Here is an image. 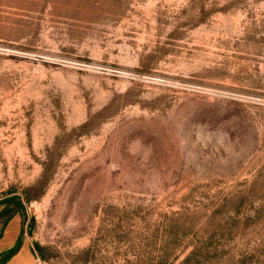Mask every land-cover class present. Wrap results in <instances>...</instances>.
I'll list each match as a JSON object with an SVG mask.
<instances>
[{
	"label": "rangeland",
	"instance_id": "obj_1",
	"mask_svg": "<svg viewBox=\"0 0 264 264\" xmlns=\"http://www.w3.org/2000/svg\"><path fill=\"white\" fill-rule=\"evenodd\" d=\"M9 194L43 264H264V0H0Z\"/></svg>",
	"mask_w": 264,
	"mask_h": 264
},
{
	"label": "crops",
	"instance_id": "obj_2",
	"mask_svg": "<svg viewBox=\"0 0 264 264\" xmlns=\"http://www.w3.org/2000/svg\"><path fill=\"white\" fill-rule=\"evenodd\" d=\"M3 203H0V208ZM23 219L19 212H14L7 219L0 217V252L11 247L19 231L22 230ZM32 243L20 233V242L16 250L2 264H36Z\"/></svg>",
	"mask_w": 264,
	"mask_h": 264
},
{
	"label": "trees",
	"instance_id": "obj_3",
	"mask_svg": "<svg viewBox=\"0 0 264 264\" xmlns=\"http://www.w3.org/2000/svg\"><path fill=\"white\" fill-rule=\"evenodd\" d=\"M0 201L3 203V206L0 208V217H2L3 220L7 219L14 212H19L20 209H22V202L17 194L6 195L2 197ZM21 231L22 230L19 231L14 244L8 249L0 252V264H2L16 250L20 242ZM35 246L37 248L39 247L37 244H35Z\"/></svg>",
	"mask_w": 264,
	"mask_h": 264
},
{
	"label": "built area",
	"instance_id": "obj_4",
	"mask_svg": "<svg viewBox=\"0 0 264 264\" xmlns=\"http://www.w3.org/2000/svg\"><path fill=\"white\" fill-rule=\"evenodd\" d=\"M35 262H36V264H43L42 260L39 258V256L37 254H35Z\"/></svg>",
	"mask_w": 264,
	"mask_h": 264
}]
</instances>
